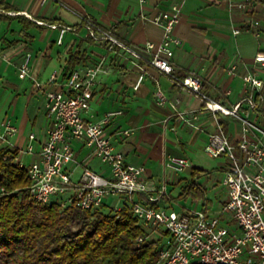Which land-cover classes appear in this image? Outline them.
Listing matches in <instances>:
<instances>
[{"label":"crops","instance_id":"crops-1","mask_svg":"<svg viewBox=\"0 0 264 264\" xmlns=\"http://www.w3.org/2000/svg\"><path fill=\"white\" fill-rule=\"evenodd\" d=\"M240 1L0 0L17 11L7 13L0 7V104L7 98V88L15 95L16 112L19 111L21 94L33 99L34 105L28 112L33 129L23 145L25 149L30 144L29 136L36 134L37 138L32 143L35 154L29 156L31 163L40 160L38 154L51 125L44 93L51 87L39 90L36 82L47 85L54 74L59 75L60 81L63 80L70 52H75L83 44L82 49L86 51L89 60L78 68L93 66L106 58L110 70L99 77L87 119L100 122L107 113L122 111L123 115L117 116L108 125L109 136L117 150L124 153L128 163L147 168L152 188H160L167 181L171 185L175 183L177 174L166 170V158L170 155L187 157L188 146L205 152L208 137L218 129V123L212 114L200 112L203 103L198 97L183 88L175 87L167 76L146 62L140 63L145 73L139 82L141 66L113 54L108 55L105 43L88 39L87 30L82 27L83 19L91 18L100 27L113 31L114 36L122 42L142 51L147 42L163 40V29L149 19L169 10L174 4H180L182 18L175 34L182 40V45L175 50L172 59L176 73L179 76H199L204 84V92L231 110L245 95V77L252 75L264 82V64L255 62L256 55L264 52V0H253L254 9L248 12L237 7ZM16 15L25 16L46 27L48 25L40 20H57L58 28H33L29 33L34 39L28 40L20 33L22 24L18 20L7 19V16ZM64 26L74 30L62 34ZM7 40L11 42L8 48ZM28 54H31L30 77L21 79L19 68ZM16 75L18 77L13 83L11 80ZM157 85L181 112L200 114L195 124L201 130L176 119L170 103L165 106L158 103ZM261 97L260 112L252 114L250 118L264 125V117L261 116L264 111V87ZM240 113L246 114L245 105ZM168 119L170 121L165 122ZM222 119L229 124L227 135L233 142H238L241 123L231 116L224 115ZM13 124L20 130L16 122ZM73 146L77 160L88 149L82 142H74ZM7 147L22 150L17 142ZM96 159L90 150L82 162L93 169L92 164ZM195 168L202 169L197 166ZM170 198L172 195L168 193L158 202V206L162 207V202Z\"/></svg>","mask_w":264,"mask_h":264},{"label":"built area","instance_id":"built-area-1","mask_svg":"<svg viewBox=\"0 0 264 264\" xmlns=\"http://www.w3.org/2000/svg\"><path fill=\"white\" fill-rule=\"evenodd\" d=\"M236 5L248 12L254 9L255 4L253 0H241ZM181 18L180 4H174L169 10L150 18L149 21L163 29V40L147 42L142 51L122 42L111 30L100 27L89 17L83 19V24L87 38L105 43L108 55L113 54L140 66L141 62H146L167 76L175 87L198 97L203 103L200 112L214 116L218 129L209 135L205 153L210 158H226L222 180L226 199L220 216L210 215L206 205L202 211L185 210L182 214L159 207L158 202L168 195L170 182L160 188H152L147 168L128 163L109 136L108 125L123 112H109L100 122L87 119L99 77L110 71L106 58L93 66L77 68L61 81L59 75L54 74L47 85L36 82L39 90L51 87L44 92L51 125L38 154L40 160L28 166L23 161L24 156L35 154L32 143L37 136L33 133L29 136L30 144L19 150L16 161L27 169L31 182L28 191L37 203H58L62 208L77 206L88 211L100 208L110 196H118L126 202L146 230L137 238V244L140 246L147 240L161 241L155 260L149 264H264V128L250 120L252 114L261 110L264 82L252 75L245 77L242 101L227 110L204 92L199 76L177 75L172 59L175 50L182 45V40L175 34ZM49 27L58 28V25ZM71 30L74 28L64 26L62 34ZM59 44H62V36ZM30 59L31 54H28L19 68L21 79L30 77ZM255 62L264 64V52L256 55ZM141 70L139 82L145 73L142 66ZM156 98L161 106L171 104L176 119L201 130L195 124L200 114L181 112L158 85ZM243 105L246 106L245 115L240 113ZM220 113L241 123L238 142H233L222 130L218 120ZM1 127L0 142H9L8 138L18 132L12 120L3 122ZM74 142H82L92 150L110 175L105 177L83 162L79 163ZM78 166L82 168V174L75 181L73 173ZM164 166L171 174H181L196 167L189 158L174 155L166 158ZM0 194L5 195L6 190L1 188ZM136 195L146 197L145 201H137ZM122 208H114L113 211L119 213Z\"/></svg>","mask_w":264,"mask_h":264},{"label":"trees","instance_id":"trees-1","mask_svg":"<svg viewBox=\"0 0 264 264\" xmlns=\"http://www.w3.org/2000/svg\"><path fill=\"white\" fill-rule=\"evenodd\" d=\"M0 7L7 13H17L3 2ZM7 19L18 20L22 24L20 33L28 40L34 39L29 33L31 29L58 25L57 20H40L48 25L40 26L21 15ZM82 45L70 52L64 78L88 62ZM222 116L218 114L219 125L227 132L229 124ZM261 116L264 117V111ZM1 143L0 189L4 188L6 194H0V264H149L155 260L161 241L137 244V238L146 230L126 202L119 213H106L105 204L85 211L77 206L62 208L58 203H37L28 191V171L16 161L19 150ZM204 173L198 168L190 171L191 178L184 181L180 198L205 197L204 188L196 181ZM145 198L135 196L140 202Z\"/></svg>","mask_w":264,"mask_h":264},{"label":"rangeland","instance_id":"rangeland-1","mask_svg":"<svg viewBox=\"0 0 264 264\" xmlns=\"http://www.w3.org/2000/svg\"><path fill=\"white\" fill-rule=\"evenodd\" d=\"M9 44H11V42L7 40V48L9 47ZM17 77V75L14 76V81H11L14 83ZM14 98L15 95L13 92L10 90V88H7V98L2 101V104H0V123L12 120L13 122H16L20 130L18 129V132L14 136L8 138L9 142H2L1 144L2 146L7 147L10 143L12 144L13 142H17L18 145L21 146L20 148L23 150V145L27 141L26 138L33 129L29 123L28 112H30V109L34 104L32 103L33 99L30 96L21 94L22 99L20 101L19 111L16 112ZM250 120L255 122L257 125L264 127L263 123L256 122L252 118ZM19 131H21L20 134ZM89 153L90 150L86 149L84 151V155L77 161L81 163L82 159ZM186 153L187 158H189L195 166L206 171L204 175L201 177L197 176L196 178L198 184H200L205 190V197L202 199H194L192 196L180 198L184 181L186 179L190 180L191 178L190 171L188 170L184 173L177 174L178 179H176V185L173 183L172 185L170 184L168 186V193L172 195V198L165 199L161 206L164 209H168V211H175L178 214H182L185 210L202 211L204 209V205H206V207L209 209L208 213L210 215L220 216L223 211L222 203L226 199V190L222 186V180L224 178L222 168H224L226 165V158H210L204 152V150H200L196 147L192 148L190 146H188ZM23 161L26 166L31 163L29 156H24ZM92 167L99 174L104 175L105 177L110 175L108 168L102 165L98 159H96L94 164H92ZM81 174L82 168L80 166L76 167L73 173V179L78 181ZM104 204L106 206L104 211L106 213H110L114 208L123 207L124 201L118 196H110L105 199Z\"/></svg>","mask_w":264,"mask_h":264}]
</instances>
